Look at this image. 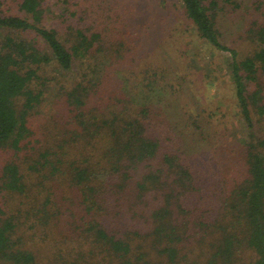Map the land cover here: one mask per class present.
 <instances>
[{
	"label": "trees",
	"instance_id": "16d2710c",
	"mask_svg": "<svg viewBox=\"0 0 264 264\" xmlns=\"http://www.w3.org/2000/svg\"><path fill=\"white\" fill-rule=\"evenodd\" d=\"M178 1L242 142L146 0H0V264H264V0Z\"/></svg>",
	"mask_w": 264,
	"mask_h": 264
},
{
	"label": "rangeland",
	"instance_id": "374dc122",
	"mask_svg": "<svg viewBox=\"0 0 264 264\" xmlns=\"http://www.w3.org/2000/svg\"><path fill=\"white\" fill-rule=\"evenodd\" d=\"M174 3L182 9L178 0H146L145 4L143 3V7L147 6L149 10L145 11L144 16L146 20L153 19L154 15L159 19L161 17L166 18L162 24L164 33L172 34L176 31L173 40L177 39L179 46L183 49L188 48L191 56L189 58V66L193 71L192 73L204 76L209 73V70H217L218 81L213 87H208L205 90L209 94L208 101L219 105L222 112L227 116L230 129L229 139L242 142L246 137V128L243 121L236 116L237 106L233 92L228 79L223 76L228 57L227 55H214L204 41L197 39L192 25L185 19L182 10L173 8ZM150 36L153 40L155 35L151 33ZM157 37L159 36L157 35Z\"/></svg>",
	"mask_w": 264,
	"mask_h": 264
}]
</instances>
